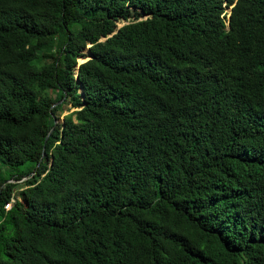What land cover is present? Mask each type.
Segmentation results:
<instances>
[{"label":"trees","instance_id":"1","mask_svg":"<svg viewBox=\"0 0 264 264\" xmlns=\"http://www.w3.org/2000/svg\"><path fill=\"white\" fill-rule=\"evenodd\" d=\"M0 166V264H264V0H0Z\"/></svg>","mask_w":264,"mask_h":264},{"label":"rangeland","instance_id":"2","mask_svg":"<svg viewBox=\"0 0 264 264\" xmlns=\"http://www.w3.org/2000/svg\"><path fill=\"white\" fill-rule=\"evenodd\" d=\"M226 13H228V9L226 10ZM85 53H86V51L84 50L83 54H85ZM86 58L87 57L78 58L77 59V64L83 62ZM47 103H48V100L44 101V104H47ZM61 108H62L61 111L57 114L59 121H61V119L63 118L64 115H66V114H68L69 112L72 111V109L70 108V105L68 103L63 104L61 106ZM17 169L23 170L24 166L18 167ZM0 172H1L2 176L5 177V178L10 177L11 175H15L14 171H10L7 167H4V166H0ZM11 182L16 184V187L14 188V196H15V198H18L16 194H17V191L19 190V188L23 186L22 181L21 182L11 181Z\"/></svg>","mask_w":264,"mask_h":264},{"label":"built area","instance_id":"3","mask_svg":"<svg viewBox=\"0 0 264 264\" xmlns=\"http://www.w3.org/2000/svg\"><path fill=\"white\" fill-rule=\"evenodd\" d=\"M24 179H25V178H22V179L19 180L18 182H21V181H23ZM13 204H14V193H12V194L10 195L8 201L4 204L3 209H4L5 211H7V210H9V209L12 207Z\"/></svg>","mask_w":264,"mask_h":264},{"label":"water","instance_id":"4","mask_svg":"<svg viewBox=\"0 0 264 264\" xmlns=\"http://www.w3.org/2000/svg\"><path fill=\"white\" fill-rule=\"evenodd\" d=\"M227 28H228V26H227Z\"/></svg>","mask_w":264,"mask_h":264},{"label":"clouds","instance_id":"5","mask_svg":"<svg viewBox=\"0 0 264 264\" xmlns=\"http://www.w3.org/2000/svg\"><path fill=\"white\" fill-rule=\"evenodd\" d=\"M229 11V10H228Z\"/></svg>","mask_w":264,"mask_h":264}]
</instances>
